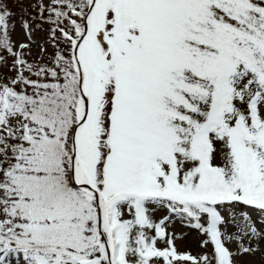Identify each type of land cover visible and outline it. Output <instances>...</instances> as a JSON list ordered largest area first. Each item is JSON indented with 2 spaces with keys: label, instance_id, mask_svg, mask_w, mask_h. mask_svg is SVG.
Returning a JSON list of instances; mask_svg holds the SVG:
<instances>
[{
  "label": "snow or ice",
  "instance_id": "obj_1",
  "mask_svg": "<svg viewBox=\"0 0 264 264\" xmlns=\"http://www.w3.org/2000/svg\"><path fill=\"white\" fill-rule=\"evenodd\" d=\"M20 11L30 38L49 28L17 44L0 0V264L264 256V0ZM176 220L210 250L180 251Z\"/></svg>",
  "mask_w": 264,
  "mask_h": 264
},
{
  "label": "rangeland",
  "instance_id": "obj_2",
  "mask_svg": "<svg viewBox=\"0 0 264 264\" xmlns=\"http://www.w3.org/2000/svg\"><path fill=\"white\" fill-rule=\"evenodd\" d=\"M31 2L35 3L36 0H31ZM14 10L16 11L17 15L13 18V22L16 23V28L12 33V39L17 44L19 43H28L29 40L36 41L38 43H42L45 39H47V29L43 28V30L37 29L33 36L30 38L26 31L20 25V16L23 15L20 11V7H26L29 3V0H12ZM33 57H36L37 53L39 52V48L36 46L35 43L31 45ZM49 50H51V46L49 45ZM5 75L7 76H14L15 73L10 71L6 68H0V79H2ZM157 215L161 217L163 215L162 212H158ZM171 227V232L176 234L177 237V246L179 249H185L186 246H191L192 243L195 241L194 237H191L190 241H187L184 237V234L187 230V226L181 223L179 220H176L173 224L169 225ZM244 264H261V260L259 254L257 253L254 256H244L241 258Z\"/></svg>",
  "mask_w": 264,
  "mask_h": 264
},
{
  "label": "trees",
  "instance_id": "obj_3",
  "mask_svg": "<svg viewBox=\"0 0 264 264\" xmlns=\"http://www.w3.org/2000/svg\"><path fill=\"white\" fill-rule=\"evenodd\" d=\"M32 14L35 15L36 12L34 10H32ZM45 15H47V13H45ZM43 27H45L46 29L49 28V24L48 23H43ZM191 237H194L195 238V241L192 243L191 246H186L185 249H183V251H187V252H190L191 254L193 255H197V254H200V253H203L205 251H208L210 250V246H209V249H205L203 247H201V241L202 239L206 238L204 237L201 233H199L198 230L194 229V228H189V230H187L186 232V240L187 241H190ZM261 254V253H260ZM261 256V264H264V256L260 255Z\"/></svg>",
  "mask_w": 264,
  "mask_h": 264
}]
</instances>
